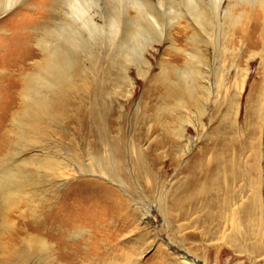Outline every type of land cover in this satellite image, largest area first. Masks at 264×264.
I'll list each match as a JSON object with an SVG mask.
<instances>
[{"label":"bare ground","instance_id":"obj_1","mask_svg":"<svg viewBox=\"0 0 264 264\" xmlns=\"http://www.w3.org/2000/svg\"><path fill=\"white\" fill-rule=\"evenodd\" d=\"M25 1L0 0V264H140L147 252L142 242L150 249L147 240L142 234L129 241L126 238L140 226L155 231L151 223L154 209L166 229L184 223L176 224L178 233L166 242L154 235L157 250L145 264H200V259L185 249L172 252L173 245L183 246V236L177 235L189 227L200 228L203 238L209 236L234 253L244 254L251 264L263 257L264 79L248 96L243 129L234 116L236 95L229 92L227 74L220 71L215 75L213 71L214 93L204 79L210 43L218 61L229 53L227 44L233 43V35L255 45L246 21L252 19L251 32L257 31L259 15L264 16V0H227L225 8V0H134L155 32L166 34L165 40L171 30L181 29L176 32L179 35L190 26L193 43L190 52L170 43L174 60L184 61L183 67L165 64L177 81L168 77L162 65L153 79L154 92L160 91L154 118L145 114L141 118L157 127L143 133L133 130L129 138L121 129L122 116L114 119L111 98L131 95L134 84L126 64L137 52L131 55L127 49L126 53L121 50L122 54L106 55L109 70L101 76V50H96L100 48L101 1L63 0V17H55L57 12L51 18L43 16V24L35 21L39 26L29 30L32 35L27 33L29 26L8 23L2 17L16 3ZM121 2L115 7L121 9ZM241 4L252 11H237ZM185 6L191 16L182 14L187 11ZM116 8L113 11L119 10ZM112 13L107 15L118 12ZM182 16L189 23L184 28L179 22ZM145 27L143 32L138 28L139 33H145ZM210 27L217 36L214 39L205 34ZM155 38H149L145 48L139 40L144 48L141 68L146 67L140 76L149 69L145 52L154 48V41H160ZM253 54L252 58L256 52ZM234 70L232 86L240 93L250 65L244 69L235 66ZM216 93H221V99ZM208 103L215 108L212 114L206 110ZM211 122L213 131L192 157L187 176L172 198L169 188L160 184L161 201L150 206L143 194L141 199L127 193L122 178L130 186L133 180H145L142 187L146 191L157 187L158 165L177 163L192 142L187 127L199 131ZM76 135L81 143L94 137L93 154H88V159L79 142L71 143ZM64 143L85 159L80 161ZM131 163L134 168L130 169L127 164ZM83 172L110 182L117 179L122 193L98 181L76 180L75 173Z\"/></svg>","mask_w":264,"mask_h":264},{"label":"rangeland","instance_id":"obj_2","mask_svg":"<svg viewBox=\"0 0 264 264\" xmlns=\"http://www.w3.org/2000/svg\"><path fill=\"white\" fill-rule=\"evenodd\" d=\"M99 1H101L100 2V9H99L101 16H98V21L101 24L100 25V28H101L100 34L101 35H99V37L97 38V41H99V39H100L101 42L99 41L100 48H98L96 50H101L100 51L101 76L103 75V73L105 71L109 70L108 61L105 60L106 55L113 56L115 54H120V53L122 54L123 51L125 53L129 51L128 53H131V55H132V51H134V53L137 52V54H138V55L136 54V57L133 55L134 58L132 60H129L128 63L126 64V68L128 70L127 74H129V77L133 81L132 83L134 84L133 88H132L131 95L126 97V96H124L125 95V93H124V95H119L118 97H112L111 98L112 99V109H113L114 119L122 116L124 121H122L121 129L124 132V135H128V138H129V136L133 130L142 131V133H143V132H146L148 130H151L152 128L157 127V126L154 127V122L149 121V120L143 121L141 119L142 115H144V114L148 117H151V118H154V115H155V109L154 108L158 104L157 97L159 96L160 91L154 92L156 88L154 86V80L153 79L156 75H158L160 73L161 67H163L162 65H164V67H166V71L168 72L167 73L168 77L173 81H177L174 72L165 64H167L169 62H173V63H175L177 65H181V67H183L184 61L182 62V60H181L179 62H176L174 60L175 53L172 51V49L170 47V43L172 41H174L172 44L174 47L180 48L183 51L190 52L192 49L191 44L193 43L192 42L193 41V39H192L193 38L192 37L193 30H192V27L187 25V24H189L188 21L185 20V18L182 16V18L180 17V19H179L181 27L184 28V27L188 26V28L183 33H180L179 35L176 34V32L181 30V29L177 28V29L171 30L170 36L168 37V39L165 40L166 34H163L162 36H160L157 32H155L156 31L155 28L150 26L149 21H147V17L144 16V15H146V13L140 11L142 9L139 8L140 6H138L134 0H133V2H132V0H128V1L126 0L127 2L125 0H121L122 2L125 1V3H126L125 4L124 2L123 3L121 2V4H123L125 6V8H124L125 12L122 10V8L124 7L123 5L120 4L121 9L118 8V6H119L118 3L120 2V0L119 1L118 0H99ZM226 1L227 0H225V2ZM63 4H64L63 0H26L24 3H21V4L19 2H18V4L16 3L14 5V7L9 9L10 11L7 10L2 15V17L8 19V23L19 22L23 25L29 26L27 33L29 35L30 34L32 35L33 33L30 32V31H32L30 29H34V28H37L39 26V25H34V22L35 21H41V23L43 24V21H44L43 16L44 17L48 16V18H51L52 15L57 12L55 14V17H63V14H64L63 8H65V7H63L64 6ZM116 4L118 5V6H116L117 8L115 7ZM134 5H136L135 7L138 6L136 8V11H135ZM226 5H227V2L224 5V8L226 7ZM241 5H238L236 7V10L237 9L238 10H246L247 12L252 11V8L249 5H245V4H241ZM115 8L117 10L118 9L119 10L113 11V9H115ZM128 8H130V9H128ZM185 8L187 10L186 6H185ZM127 9H128V11H127ZM106 11L108 14L112 13V11L114 13L115 12H118V13H117V15H116V13L115 14L112 13V14H114V16H111V14L109 16V15H107ZM137 11H140V12H137ZM121 13L124 14L125 16L122 15ZM128 13H129V17H128ZM189 13H190V10L188 8V10L182 14L191 16L192 14L191 13L189 14ZM105 14L107 15L106 16L107 18L105 17ZM139 14H141V18H144V19H141ZM138 16L141 20L138 18ZM41 17H42V19L40 20ZM113 18H115V19L117 18V19L114 20ZM106 19H108V20H106ZM126 19H127V21H126ZM145 19L147 22L145 21ZM45 20H47V18ZM118 20L121 21V23ZM123 20H124V22H123ZM133 20H135V22ZM112 21H115V22L112 23ZM164 21L166 23H168V21H166V19H164ZM110 22L112 23L113 26H111ZM165 22H164V25H165V27H167L168 24L166 25ZM249 22H250V24H249ZM114 23L115 24L117 23L116 24L117 26H115ZM148 23H149V25H148ZM246 23L245 24H246L247 28L249 27L248 30L250 32L251 38L254 36V38H252V39H254L256 41L255 45H249L247 42L242 40L241 37H239V36L237 37V35H233L234 36L233 39L235 38L233 40V43L231 45L227 44V48L229 49V53L224 55L222 57L221 61H218V60H214L213 45L210 46L211 43L209 42L210 44L208 43L209 45L208 44L207 45L209 47L208 51H209V57L210 58L207 61L208 62L207 71L205 72L206 78L204 79V81L207 82V84L210 88L213 87L212 92L213 91L215 92L216 91V85H215V77L216 76L215 75H217L220 71H224L225 75L227 74L226 75V81H227L228 85L230 84L229 92L232 95H236V99H235L236 104L233 108V112L235 114L234 116H235V119H236L238 126H240L242 129L245 127L244 121H245V115H246V111H247V107H248V103H247L248 96L252 92V89L254 87H256L257 84L260 83L261 79H264V62H261L264 60L263 59L264 58V46H263L264 45V16H263V14L259 15L258 29L255 32H253V31L251 32L252 26H253L252 19H249L248 21H246ZM102 26H103V28L106 26L105 27L106 30L102 29ZM145 26L148 27L149 31L151 28L154 29V30L152 29V31H150L151 32L150 35L149 34L146 35L147 34L146 32L148 30ZM144 27L146 28V30L144 29L145 33H139V32H141L140 29H142ZM138 28H140V29H138ZM102 30H103V32H102ZM126 30L129 31V33H127V35H125V33L127 32ZM212 30H213V28L211 29V27L207 28L205 30V31H207V32H205V34L209 38L214 39L216 36V35H214L215 30H213V32H212ZM136 31H138V32H136ZM153 31L155 32V34ZM142 32H143V29H142ZM210 32L213 33V35H211ZM129 34H131V35H129ZM143 35H146V36H143ZM156 35L158 36L157 40H160V41H158V42L154 41L153 42L154 48H150V49H148L147 52H145V56L149 60V67H148L149 69L145 73V76L144 75L140 76L139 72L141 71V69H144V70L146 69V67L141 68L142 64H143V57L140 56V54L142 55L144 53L143 51H144V48H145L147 42L149 41V38L150 39H156L155 38V37H157ZM126 36H128V37H126ZM148 36H150V37H148ZM213 36H214V38H212ZM135 37H137V39H135ZM258 37L263 39V41H262L263 43L262 42L260 43V38H258ZM221 39L222 38L219 37L220 42L222 41ZM139 40L141 42H143L144 48L142 47L143 45H141L142 43ZM139 42L141 44H139ZM139 45H141L140 47H142V49H143L142 51L140 50ZM136 46L138 48V51L136 50L137 49ZM33 47H34V49H36L35 46H33ZM125 47H126V49H125ZM133 48H134V50H133ZM200 48H202V47L200 46ZM127 49H128V51H127ZM203 49H204V47H203ZM260 49H262V52ZM121 50H122V52H120ZM253 52L254 53L256 52V54L252 58V55H254ZM137 56H140V59ZM260 58H262V60H260ZM248 59H250V60L248 61ZM138 62H140V63H138ZM131 63L135 64V65H132ZM136 63H137V65H136ZM248 63L250 65V72H249L247 80L244 84L243 91L239 93L238 89L235 87V85L232 86L233 81H234V77H235L234 68H235V66H238L239 68H243V69L247 68ZM138 64H141V65H138ZM214 65H215V67H214ZM111 71L114 72L113 69H111ZM213 71H215L216 74ZM113 77H114V74H113ZM234 89H236V90H234ZM233 91L234 92L236 91V92L234 93ZM220 94L221 93H216V95L218 96L219 99H221ZM218 102H220L219 103V105H220L221 101H218ZM220 106L222 107V108H220V110H221L220 112H223V109H224L223 105H220ZM214 109H215L214 106L210 105L209 103L207 104L206 110L208 111V113L212 114ZM138 119H139V121H138ZM207 121H208V119H207ZM206 125H207V127L205 129H201L199 131L195 130L190 125L187 127V133L186 134H187L188 138H191L192 142L190 143L186 152L182 154L180 160L177 163L171 164L169 161L168 162L166 161V163H160L158 165L157 169L155 170V174L158 176L157 180L155 178V182L157 181L158 185H157V187H154L151 191H146L142 187V185L144 186L145 180L137 179L136 182H134V180H133V182L130 183L132 186V188H131L129 183L121 177L122 181L127 185L126 191H129L127 193H129L130 195H132L134 197L139 195L138 197H140L141 199H143V197L141 195V194H143L144 196H146V198H148L147 199V204L149 202L148 206H150L151 204L153 205V204L161 201V196H160L161 191H162L161 188H164V187L169 188L170 192L169 191H167V192L171 193L168 195L170 198H172V195L175 194V192H177L175 190H177L178 184L180 182H182L185 179V177L187 176V168L189 166V163H190L192 157L194 156L195 153H197L199 151V149H201L205 145L207 137L209 136L211 131H213V128L215 126V124H213V122H211V124L207 123ZM123 139H125V138L123 137ZM93 140H94V137L88 136L87 141H85V142L83 141L81 143L79 141V137H77V135H76L75 141L73 140V141H71V143L73 142V144L78 145L77 143L79 142L80 143L79 145L82 147V149L85 152V153H83L85 158L87 157V159H88V154H93V149L91 147ZM65 141L70 142V140H68V139H66ZM140 141L143 144L146 143V140H145L143 135H142ZM65 145L68 147V149H70V146L68 144H65ZM70 150L73 154H78L80 161H83L85 159V158L83 159L79 155V152L75 148H71ZM127 166L130 169L134 168L132 163L127 164ZM91 167H92V165H91ZM161 171H164V172H161ZM75 177H76L75 179L78 181L79 180H91V181L101 182L104 185H107L109 187H113L117 191H121V193H122L121 188L118 186L119 181L115 178H114L113 182H110L108 180L101 178L100 176H98V177L93 176V175L86 173V172L85 173L83 172L81 174L75 173ZM159 184H160L161 188H160ZM66 186H68L67 183L65 184V186H63V188ZM132 189H134V191L136 190L134 194H131ZM142 192H144V193H142ZM152 220L154 222H151V220H149V221L152 223L153 227L155 228L154 229L155 231L150 232V231L145 230L144 227L140 226L139 229H137L134 233L132 232L131 234H129V236H127V238H126L127 241H129L131 238L136 239L137 235L142 234V236H144V238L147 240V242L150 246V249L147 248L144 241L143 242L141 241L143 243V246L146 248L147 252L144 254V257L142 258V261L140 262V264H145L148 261H151L155 255V253H156L158 243L155 242L154 235H155V237L162 239L161 243L166 242L171 237H174V235L178 231L177 225H179L180 223H184L182 221V222H179L178 224L176 223L177 225L172 224V225H170V229H166L162 223V216L159 215L155 211V209H154V214H153ZM201 230L202 229H200V228H197V230H196V228L189 227V228L185 229L183 231V233L178 234L177 236L182 235L184 238L183 246L178 245V246L174 247V245H173V251L172 252H175L177 254V253H181V251L185 249V250L191 252L193 255H195L198 259H200V264H240V263L241 264H251L249 258L247 256H245L244 254L238 255V254L234 253L231 250V248H228V246H226L224 244H217V243L213 242L211 240V237H209V236H206L205 238H203L201 235ZM128 243H130V242H128ZM254 264H264V256L261 257L260 259H258Z\"/></svg>","mask_w":264,"mask_h":264}]
</instances>
